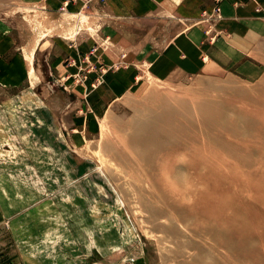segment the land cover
<instances>
[{
	"label": "rangeland",
	"instance_id": "rangeland-1",
	"mask_svg": "<svg viewBox=\"0 0 264 264\" xmlns=\"http://www.w3.org/2000/svg\"><path fill=\"white\" fill-rule=\"evenodd\" d=\"M223 1L205 15L211 41ZM42 4L0 7L27 74L0 82V264H264V31L188 73L92 59L104 3L55 17ZM77 30L90 47L66 75L47 43L29 56Z\"/></svg>",
	"mask_w": 264,
	"mask_h": 264
},
{
	"label": "crops",
	"instance_id": "crops-1",
	"mask_svg": "<svg viewBox=\"0 0 264 264\" xmlns=\"http://www.w3.org/2000/svg\"><path fill=\"white\" fill-rule=\"evenodd\" d=\"M8 1L18 5L26 0H0V7L8 5ZM103 3L95 9L94 18L101 24L98 38L93 37L95 51L90 58L107 63L167 61L181 65L188 73L203 67L222 68L253 48L264 31L261 15L264 0H224L223 17L216 20L221 32L213 41L205 33L208 22L205 15L213 14L215 0H105ZM42 7L54 17L76 15L84 9L81 0H45ZM4 15H0V82L15 84L27 75L21 56L24 54L21 48L26 44L15 37L13 26ZM72 38L70 42V36L65 34H45L28 54L32 60L36 59L38 50L47 43L43 56L50 63L54 77H62L69 71L60 68L65 58L74 55L81 59L83 55L78 53L90 47L78 30ZM157 46L159 50L155 49ZM10 54L17 55L10 59L7 57ZM53 65L61 71L57 72ZM113 77L125 78V75L117 72Z\"/></svg>",
	"mask_w": 264,
	"mask_h": 264
},
{
	"label": "built area",
	"instance_id": "built-area-1",
	"mask_svg": "<svg viewBox=\"0 0 264 264\" xmlns=\"http://www.w3.org/2000/svg\"><path fill=\"white\" fill-rule=\"evenodd\" d=\"M83 1H85L86 3H90V2H92V1H97V2H104L105 0H83Z\"/></svg>",
	"mask_w": 264,
	"mask_h": 264
},
{
	"label": "bare ground",
	"instance_id": "bare-ground-1",
	"mask_svg": "<svg viewBox=\"0 0 264 264\" xmlns=\"http://www.w3.org/2000/svg\"><path fill=\"white\" fill-rule=\"evenodd\" d=\"M12 78V77H11Z\"/></svg>",
	"mask_w": 264,
	"mask_h": 264
}]
</instances>
